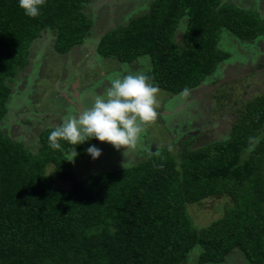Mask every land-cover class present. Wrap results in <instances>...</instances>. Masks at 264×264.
<instances>
[{"label":"trees","instance_id":"trees-1","mask_svg":"<svg viewBox=\"0 0 264 264\" xmlns=\"http://www.w3.org/2000/svg\"><path fill=\"white\" fill-rule=\"evenodd\" d=\"M88 1L46 0L31 18L18 0H0V119L6 80L26 65L30 43L43 30L52 31L58 54L81 43ZM255 13L222 0H152L145 13L104 32L95 51L125 63L147 56L153 83L180 93L227 57L215 47L219 29L243 40L264 37V19ZM263 123L264 93L242 104L226 138L175 156L151 150L120 170L79 179L66 159L74 149L78 159L95 138L76 146L61 140L54 150V128H44L32 153L0 130V264H182L196 246L195 264L220 263L232 249L248 264H264ZM217 195L228 199L222 213L196 227L186 205Z\"/></svg>","mask_w":264,"mask_h":264},{"label":"rangeland","instance_id":"rangeland-1","mask_svg":"<svg viewBox=\"0 0 264 264\" xmlns=\"http://www.w3.org/2000/svg\"><path fill=\"white\" fill-rule=\"evenodd\" d=\"M151 1L89 0L83 3L81 10L90 27L82 42L63 54L52 49V31L43 30L28 47L26 65L6 80L9 93L5 101L6 111L0 119V130L34 153L38 133L44 128L59 126L65 116L82 106V102L87 105L94 93H101L109 86L110 76L148 71L147 56L125 63L112 56H100L95 46L104 32L145 13ZM222 2L254 11L264 19V0ZM181 22L174 35L176 41L182 33ZM215 47L226 52L227 57L219 61L196 87L180 93L158 87L157 119L145 126L136 148L128 150L127 160L123 148L117 150L111 144L95 139L91 146L99 148L101 155L93 159L86 150L72 162L75 179L91 172L120 170L144 159L151 150L168 149L169 144L173 147L169 153L175 156L182 147L193 149L226 138L242 104L264 93V37L243 40L222 28ZM263 134L264 123L258 137ZM250 148L241 152L242 158ZM45 171L51 172L50 166ZM227 200L224 195L210 196L186 205L185 209L192 223L200 227L219 217ZM198 251L197 246L188 251L182 264H195ZM217 264L248 263L237 249H232Z\"/></svg>","mask_w":264,"mask_h":264},{"label":"clouds","instance_id":"clouds-1","mask_svg":"<svg viewBox=\"0 0 264 264\" xmlns=\"http://www.w3.org/2000/svg\"><path fill=\"white\" fill-rule=\"evenodd\" d=\"M45 2L18 0L24 14L31 18L41 15ZM153 79L143 72L110 76L109 86L103 92L94 93L87 105L82 102L79 109L65 116L62 123L50 132L49 146L59 150L62 147L61 140L76 146L95 138L111 144L117 150L123 148L127 160L128 150L136 148L145 126L154 122L158 116L156 108L159 88ZM172 150L169 144L168 151ZM87 152L93 159L101 155V150L94 145ZM77 155L74 149L66 160L74 162ZM156 155H160V152L157 151Z\"/></svg>","mask_w":264,"mask_h":264}]
</instances>
